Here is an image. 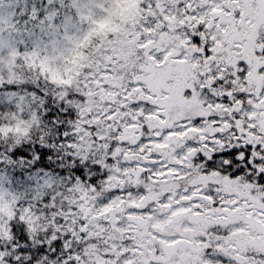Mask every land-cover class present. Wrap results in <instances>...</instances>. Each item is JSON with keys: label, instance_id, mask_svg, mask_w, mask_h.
I'll return each instance as SVG.
<instances>
[{"label": "snow or ice", "instance_id": "6c2138e0", "mask_svg": "<svg viewBox=\"0 0 264 264\" xmlns=\"http://www.w3.org/2000/svg\"><path fill=\"white\" fill-rule=\"evenodd\" d=\"M0 264H264V0H0Z\"/></svg>", "mask_w": 264, "mask_h": 264}]
</instances>
